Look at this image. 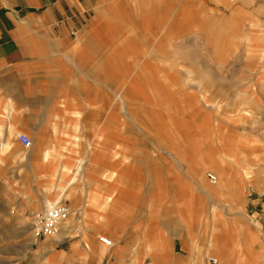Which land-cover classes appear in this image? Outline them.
Listing matches in <instances>:
<instances>
[{"label":"rangeland","instance_id":"rangeland-1","mask_svg":"<svg viewBox=\"0 0 264 264\" xmlns=\"http://www.w3.org/2000/svg\"><path fill=\"white\" fill-rule=\"evenodd\" d=\"M121 4L117 35V19L102 18L73 49L71 68L82 96L93 100L83 135L107 117L102 168L123 187L108 195L121 197L113 209L137 224L122 232L130 253L123 257L131 264H207L211 257L231 264L242 238L230 236L227 220L245 229L262 223L264 231V221H247L264 213V0ZM115 168L121 175L111 180ZM10 194L0 188V264H55L54 249L66 252L71 238L58 246L63 227L55 244L37 237L31 218L39 207ZM65 255L60 264H97L93 250L83 261Z\"/></svg>","mask_w":264,"mask_h":264},{"label":"crops","instance_id":"crops-1","mask_svg":"<svg viewBox=\"0 0 264 264\" xmlns=\"http://www.w3.org/2000/svg\"><path fill=\"white\" fill-rule=\"evenodd\" d=\"M121 1L0 0V188L10 189V197L17 201L36 204L39 208L34 212L45 208L49 201L67 206L68 217L59 228L64 225L67 234L57 244H63L67 237L71 242L66 252L54 249L58 251L55 264L61 263L65 253L83 261L92 250L97 264H107L109 259V264H131V257H123L130 253L122 232L127 228L137 231V224L129 225L132 216L114 211L113 205L120 204L121 197L108 195L122 192L123 187L108 182V170L102 168L107 151V117L94 123V133L83 135L93 100L82 96L85 89L78 86L71 68L73 49L81 39L86 43V32L99 25L102 18L112 14L117 19L112 36L117 35L123 22ZM103 44L88 54V60L102 51ZM105 72L103 69L99 76ZM74 127L79 132L73 138ZM20 134L30 139L28 148L20 143ZM93 134L95 146L91 142ZM93 148L98 150L99 159L94 161L97 168L90 165ZM115 171L111 180L121 175L120 168ZM255 215L247 218L249 226L251 220L264 221V213ZM227 222L230 236L242 238L239 246L234 244L238 259L231 264H264L263 224L245 229L235 220ZM99 232L116 241L104 235L111 245L102 244L97 238ZM212 242L211 233L207 253ZM230 246L223 249L230 250ZM54 250H48L47 257ZM106 254L109 259L105 261Z\"/></svg>","mask_w":264,"mask_h":264},{"label":"built area","instance_id":"built-area-1","mask_svg":"<svg viewBox=\"0 0 264 264\" xmlns=\"http://www.w3.org/2000/svg\"><path fill=\"white\" fill-rule=\"evenodd\" d=\"M18 137L23 147L28 148L30 146L31 141L27 136L20 134ZM210 178L213 182L216 179L212 175H210ZM68 213L67 206L57 202L49 203L45 208L34 212L31 219V227L34 234L37 237H47L57 234L61 223L67 219ZM98 239L107 246L111 244L110 239L104 235L99 236ZM209 261L212 264L216 263L214 257L209 258Z\"/></svg>","mask_w":264,"mask_h":264},{"label":"bare ground","instance_id":"bare-ground-1","mask_svg":"<svg viewBox=\"0 0 264 264\" xmlns=\"http://www.w3.org/2000/svg\"><path fill=\"white\" fill-rule=\"evenodd\" d=\"M216 178V177H215ZM216 182V181H215ZM209 188H210V186H209ZM63 228H64V226H63ZM63 228H62V231H61V235L62 234H67V232L65 231V230H63ZM59 232V231H58ZM50 237V236H49ZM60 238V235H57L56 237H53V238H47V240L49 241V242H52V243H56L57 241H58V239ZM103 244V243H102ZM105 245V244H104ZM111 245V244H110ZM110 245H108V246H110ZM107 246V245H106ZM216 259V258H215ZM216 263H217V260H216ZM212 264V263H211Z\"/></svg>","mask_w":264,"mask_h":264}]
</instances>
